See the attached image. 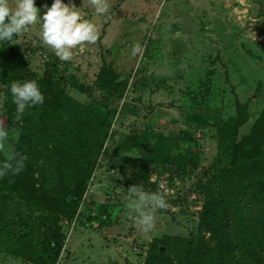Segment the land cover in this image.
Wrapping results in <instances>:
<instances>
[{
	"label": "rangeland",
	"instance_id": "rangeland-1",
	"mask_svg": "<svg viewBox=\"0 0 264 264\" xmlns=\"http://www.w3.org/2000/svg\"><path fill=\"white\" fill-rule=\"evenodd\" d=\"M53 2L34 0L37 23L14 34L6 45L0 41V64L9 54L7 47L16 45L28 60L17 81L44 80L50 90L59 87L93 112L112 113L75 217L59 222L64 242L58 264H143L155 240L175 237L201 240L214 255L219 240L200 223L205 195L197 181L218 175L224 166L218 142L227 132L216 125L231 128L236 101L246 105L238 139L250 133L264 109V0H107L104 14H97L89 0H62L78 8L99 36L95 44L72 49L69 61H61L40 37L39 18ZM9 3L14 7V0ZM137 43L143 51L133 57ZM52 63L58 72L51 71ZM103 63L126 79L121 99L108 98L98 87ZM15 108L10 87L0 83V120L8 131L1 151L5 158L20 134ZM143 130L154 135L152 140L167 139L171 153L197 144L198 168L183 169L178 162L146 168L144 157L121 148L129 136ZM135 184L145 191H163L168 204L156 211L148 232L129 218L127 189ZM255 197L247 191L243 206L264 211V194ZM102 206L108 208L100 218ZM257 257L264 264V252L258 251ZM0 264L32 263L0 255Z\"/></svg>",
	"mask_w": 264,
	"mask_h": 264
},
{
	"label": "trees",
	"instance_id": "trees-1",
	"mask_svg": "<svg viewBox=\"0 0 264 264\" xmlns=\"http://www.w3.org/2000/svg\"><path fill=\"white\" fill-rule=\"evenodd\" d=\"M8 42L4 40L5 45ZM7 49L9 54L2 56L4 64H0V83L10 87L21 77L28 60L18 46ZM50 66L53 73L58 72L56 63ZM96 81L108 98L121 99L127 88L126 79L106 63ZM37 82L45 103L22 114L14 149L27 157L24 168L15 176L0 177V255L32 264H58L64 242L59 222L75 217L107 139L112 113L93 112L59 87L50 90L48 82ZM245 110L246 105L236 101L231 128L216 125L227 132L218 142V158L224 166L218 175L197 181L205 195L200 223L219 240L215 254L201 240L164 238L146 250L143 264H261L257 252H264V211L256 213L248 203L243 206L242 200L250 190L257 199L264 194V109L250 133L238 139ZM153 136L143 130L129 136L121 148L144 157L146 168L173 162L183 169L198 168L197 144L190 142L175 154L167 139L155 136L152 140ZM4 160L0 151V164ZM107 208L101 207L100 218Z\"/></svg>",
	"mask_w": 264,
	"mask_h": 264
},
{
	"label": "clouds",
	"instance_id": "clouds-1",
	"mask_svg": "<svg viewBox=\"0 0 264 264\" xmlns=\"http://www.w3.org/2000/svg\"><path fill=\"white\" fill-rule=\"evenodd\" d=\"M89 3L97 14L108 12L107 0H89ZM45 7L42 19L39 18L42 22L40 37L61 61L72 59V49L95 44L98 40L96 26L85 19L75 6L66 5L62 0H54L51 7ZM38 11L34 0H14V7L10 6L9 0H0V41H11L14 34L19 35L28 26L37 23ZM142 51L141 45L137 43L133 45L131 55L135 57ZM10 92L12 102L16 105L17 120H20L26 107L44 103L45 97L35 80L22 83L15 81L10 86ZM7 137L8 131L0 120V151H4ZM26 159V156L13 150L0 164V177L19 174ZM160 188L163 189L164 185L161 184ZM127 198L129 218L145 232L153 228L156 211L168 207L163 191H145L137 184L128 187Z\"/></svg>",
	"mask_w": 264,
	"mask_h": 264
},
{
	"label": "built area",
	"instance_id": "built-area-1",
	"mask_svg": "<svg viewBox=\"0 0 264 264\" xmlns=\"http://www.w3.org/2000/svg\"><path fill=\"white\" fill-rule=\"evenodd\" d=\"M65 224H67V222H65Z\"/></svg>",
	"mask_w": 264,
	"mask_h": 264
},
{
	"label": "water",
	"instance_id": "water-1",
	"mask_svg": "<svg viewBox=\"0 0 264 264\" xmlns=\"http://www.w3.org/2000/svg\"><path fill=\"white\" fill-rule=\"evenodd\" d=\"M161 250H163V248Z\"/></svg>",
	"mask_w": 264,
	"mask_h": 264
}]
</instances>
